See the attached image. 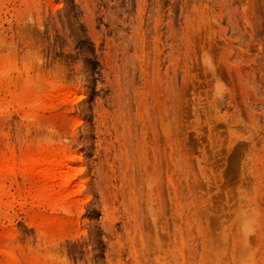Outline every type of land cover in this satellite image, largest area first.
Segmentation results:
<instances>
[{
  "label": "rangeland",
  "instance_id": "1",
  "mask_svg": "<svg viewBox=\"0 0 264 264\" xmlns=\"http://www.w3.org/2000/svg\"><path fill=\"white\" fill-rule=\"evenodd\" d=\"M58 148L68 208L22 171ZM35 258L264 264V0H0V264Z\"/></svg>",
  "mask_w": 264,
  "mask_h": 264
},
{
  "label": "bare ground",
  "instance_id": "2",
  "mask_svg": "<svg viewBox=\"0 0 264 264\" xmlns=\"http://www.w3.org/2000/svg\"><path fill=\"white\" fill-rule=\"evenodd\" d=\"M29 157L31 161L24 165L22 171L28 181H35L38 196L49 199V202L54 206L67 207V205H70L69 201L73 197L74 191L70 189L69 185L72 180L79 177L83 169L75 161L76 156L58 148L54 152L44 153L40 157L37 156L36 158L39 159L31 158V155ZM14 164L15 158L13 157L12 161L7 165L8 167L6 166L5 168L12 170ZM77 184L79 188L83 187L81 181H78ZM17 261L18 259L14 257V262L16 263ZM32 261L34 264L37 263L36 258Z\"/></svg>",
  "mask_w": 264,
  "mask_h": 264
}]
</instances>
